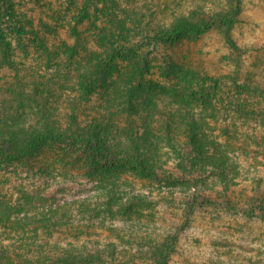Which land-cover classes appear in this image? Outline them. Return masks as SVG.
<instances>
[{"label":"rangeland","instance_id":"374dc122","mask_svg":"<svg viewBox=\"0 0 264 264\" xmlns=\"http://www.w3.org/2000/svg\"><path fill=\"white\" fill-rule=\"evenodd\" d=\"M49 2L29 8L30 18L47 36L49 51L35 50L29 43L27 51L14 49L13 67L0 68V104L6 101L4 107H8L17 92L28 91L33 96L30 108L40 109L45 118L39 121L50 127L79 134L100 124L95 134L106 141L108 151L121 156L137 149L158 175L193 173L187 183L173 185L157 184L132 172L108 171L106 177L98 173L86 178L79 164L58 163L67 158L69 147L53 143L36 157V165L46 168L45 173L36 171L20 184L15 170L3 172L7 182L1 178V187L8 192L6 196L12 195L15 201L24 187L31 199L27 208L45 214L57 209L56 221L73 226L60 233L63 241L78 239L92 247L107 244L106 256H118L116 264H151L145 258L149 245L174 232L178 242L169 264H264V214L257 210L264 205V98L259 93L264 91V0L123 1L128 12L140 5L153 14L155 23L180 15L203 18L226 12L237 3L235 22L229 29L233 47L216 28L190 42L158 47L156 55L172 58L178 72L190 70L207 77L205 98L195 102L176 96L175 87L179 82V88L187 85L198 91L201 82L165 78L157 61L151 62L150 77L159 87L140 88L137 83L124 87L128 64L118 63V71L110 68L99 79L101 89L94 86L83 93L78 70L86 66L97 46L90 32H84L72 58L58 56L57 50L65 52L74 40L68 28L53 26L59 5L66 8L65 0ZM41 21L46 22L47 32ZM238 84L243 86L239 91L243 98L244 92H251L248 99L253 103L240 114L233 102ZM188 133H195L193 145H188ZM176 151L190 160L184 169ZM193 159L197 167L190 165ZM108 189H113L111 194ZM193 193L199 201L215 204L196 207L188 214L184 203ZM108 197L111 202L139 201L135 208L119 214L115 207L106 210ZM227 205L235 209L228 210ZM249 209L252 215L246 212ZM9 233L10 237L17 234ZM47 233L42 231L51 239L57 234ZM2 234L0 230V238Z\"/></svg>","mask_w":264,"mask_h":264},{"label":"trees","instance_id":"16d2710c","mask_svg":"<svg viewBox=\"0 0 264 264\" xmlns=\"http://www.w3.org/2000/svg\"><path fill=\"white\" fill-rule=\"evenodd\" d=\"M49 1L0 0V68L11 69L14 64V49L21 48L27 51L28 43L34 45L35 50L43 53L49 51L46 43L47 36L30 18L31 10L29 9L32 5L37 6L40 3L46 5ZM123 1L65 0L66 8L64 9L61 4L58 11L55 12L53 26L68 28L74 40L72 45H68L64 49L65 52L59 48L56 52L58 56L67 54L69 58H72V55L81 46L80 35L84 32H90L92 42L97 46L96 52L89 55L86 66L78 70L80 80L82 79L80 83L82 92L85 94L91 92L94 86L101 89L98 84L99 79H104L110 68V71H118V63L128 64L124 87L127 84L135 83L140 88L159 87L156 85L157 82L150 77L151 62L154 61V64L157 61L160 63L158 66L161 68L159 69L160 74L165 78H178L179 76L183 81L201 82L198 91L189 90L187 85H184V88H179L177 87L178 82L174 93L176 96L184 101L203 100L205 98L203 89L207 77L196 75V73L189 72L190 70L178 72L179 68L174 67L175 63L172 58L167 59L160 54L156 55L158 47L181 41L190 42L212 28L220 29L224 39L233 47L229 29L235 22L238 11L237 3L226 12L220 11L203 18L194 19L191 16L180 15L167 23H155L152 21L153 14L143 11L140 5H135L133 10L128 12L123 8ZM59 13H62V16L58 15ZM41 23L46 29V22L41 21ZM85 25H87L86 28H84ZM54 28L56 27H53V30ZM152 57L153 59H151ZM46 58L52 59L51 56H46ZM234 88L237 90L233 98L237 112L240 114L249 111L253 106V103L250 105L251 100L248 99L251 92H244L245 98H243V94L239 93L243 86L238 84ZM9 92L13 93L14 91L9 89ZM259 93L264 98V91ZM12 99L15 106L12 101L8 107H4L6 101H2L0 104V230L3 233L0 238V264H116L117 262L118 256L112 259L113 253L106 256L107 244L92 247L88 242L78 239L63 241L60 233L63 230L72 229L73 226L67 221H56L57 209H49L45 214L27 208L31 199L26 194L24 187L20 190V197L15 201L12 195L10 199L9 196H6L8 192L1 187L3 186L1 178L5 180L3 172L9 171L10 168L15 170L14 174L17 175L20 184L27 180V175H36V171L41 170L45 173L47 169H41V166H37L35 162L36 157L48 144L54 143L59 146L66 144L69 147V153L65 152L67 158L59 160L58 163L79 164L80 167L78 165L77 167L82 169L81 173L86 178L111 171L116 174L132 172L138 177L152 180L157 184L173 185L187 183L191 180L189 178L193 173L192 170L181 176H175L172 173L158 175L143 162V156L137 152V149L130 154L126 153L121 156L108 151L106 141L95 134L100 124H93L88 133L76 134L59 131L44 123L43 120L39 121V119L45 118V114L40 109L30 108L29 104L32 102L33 96L29 95L28 91L20 90ZM30 118L33 119V122H30ZM188 135L190 136V133ZM194 135L195 133L190 136L188 145H193ZM205 154L206 152H204V156ZM176 156L180 158L179 166L184 169L185 165H188V159H185L183 154L177 151ZM204 156L202 159L206 162ZM190 165L197 167V160L193 159ZM195 178L193 177V179ZM114 182L112 183L115 184L116 182ZM197 183L200 184V181ZM112 191L113 189H108L107 194H111ZM137 201L139 199L132 198L124 202H111L108 197L105 207L108 212L115 207L121 214L127 209L135 208ZM184 204L185 211L189 214L196 207L214 205L215 203H211L207 199L199 201L196 193H193L191 199ZM217 205L221 206L220 203ZM226 208L231 211L235 209L231 205H227ZM257 210L264 214V205L258 206ZM246 212L250 215L254 213L252 209ZM42 231H45V234L46 232L51 235L53 232L57 234L51 239V236L50 238L45 237ZM9 232L17 234L10 237ZM177 242V232L167 234L161 241L149 245L145 258L151 264H169L176 250Z\"/></svg>","mask_w":264,"mask_h":264}]
</instances>
